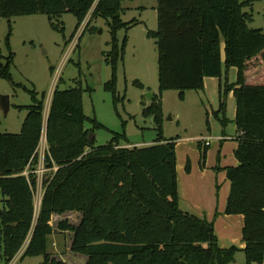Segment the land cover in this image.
I'll list each match as a JSON object with an SVG mask.
<instances>
[{
	"label": "trees",
	"instance_id": "trees-1",
	"mask_svg": "<svg viewBox=\"0 0 264 264\" xmlns=\"http://www.w3.org/2000/svg\"><path fill=\"white\" fill-rule=\"evenodd\" d=\"M123 0H0V18L46 14L53 29L63 31L58 20L71 12L78 32L90 13L86 30L98 17L109 27V50L104 52L111 78L105 89L116 90L119 63L124 58L127 37L119 42V29L132 26L121 19ZM157 28L153 37L158 54V89L144 115L153 117L156 138L151 144H131L124 132L100 146L89 134L105 127L83 109V88L55 86L45 116V94L30 89L31 102L20 132H0V252L6 264L27 242L20 256H42L40 264H67L48 249L53 233L52 214L75 211L78 224L68 218L58 222L61 232H73L69 250L86 258L85 264H228L239 248L218 245L213 222L179 207L175 148L178 136H163L162 93L199 90L205 77L220 78L222 63L236 70L226 91L235 97L238 141L234 156L238 165L226 168L230 181L225 213L244 217L242 241L246 264L264 260V27L252 29L250 13L243 10L251 0H156ZM0 52V76L11 80L13 51ZM64 46L69 43L65 40ZM221 42L225 59L222 60ZM79 43V41H78ZM77 49V48H76ZM250 70L255 79L250 78ZM140 87L143 85L134 81ZM220 85V84H219ZM124 97H122L123 99ZM220 112L225 109L220 99ZM225 121L223 117L222 123ZM92 122L93 127L86 123ZM48 145L47 167L42 178V200L35 211L37 187L33 167L42 135ZM123 142V143H122ZM201 158L206 147L199 144ZM26 172V173H25ZM19 258V259H20Z\"/></svg>",
	"mask_w": 264,
	"mask_h": 264
},
{
	"label": "rangeland",
	"instance_id": "rangeland-1",
	"mask_svg": "<svg viewBox=\"0 0 264 264\" xmlns=\"http://www.w3.org/2000/svg\"><path fill=\"white\" fill-rule=\"evenodd\" d=\"M122 2L124 11L121 19L127 23L134 19L136 23L116 33L119 42H122L124 36L127 37L124 58L116 70V90L120 95L116 101H113L112 93L104 86L112 74L104 56V52L110 48L108 42L111 39L104 18L98 17L92 21L90 26L94 27V31H84L78 39L80 42L77 49L68 55L58 74L57 70L66 51L64 42L67 40L69 43V36L77 23L73 13H63L58 20L64 25L62 32L51 27L46 14L10 16L9 22L7 18H0V52L3 55L8 53L5 37L9 23L12 29L8 41L13 51V62L9 69L11 80L0 76V94L10 96L8 112L0 108V132H20L27 111L19 106L31 102L30 89H35L39 96L45 94L46 109L47 96L58 78L55 86L60 89L82 87L85 114L106 126L94 130L96 145L106 143L114 132H124L127 141L134 145L153 143L157 134L153 117L144 115L143 109L151 101L147 94L159 92L157 45L153 37H147L148 31L157 28V1ZM243 10L252 16L248 22L250 28L264 27V0H251V4ZM89 17L90 13L83 19L78 35L88 23ZM223 49L224 42H221L222 60L225 59ZM222 70L220 78L207 77L208 81L203 88L187 90L183 98H180L177 89L163 91V136H178L179 142L175 148L177 194H185L188 207L204 212L202 217L206 215L205 219L213 222L219 246L235 245L239 248L228 264H246L245 254L240 250L242 222L233 223V230L230 231L226 214L218 210L219 205H225L228 195L226 168L235 161L233 136L236 130L235 97L232 91H226L224 87L225 81H235L236 70L233 67L226 68L224 63ZM252 72L250 78L255 79ZM134 81L143 86L140 87ZM220 99H223L225 105L223 112L219 111ZM223 117L225 121L222 123ZM86 126L93 127L92 122H87ZM207 135L221 136L223 141L212 140V144L206 146L203 159L198 144ZM191 196L195 197L200 207L192 202ZM203 201L212 202V213L208 216L201 209ZM34 203H37V198ZM67 218L71 223L78 224L81 215L72 211ZM61 220L64 218L52 221L54 235L48 239L50 253L56 258H62L67 264H85L87 257L69 250L73 232H61L57 227ZM42 260V256L25 257L16 260L15 264H40ZM0 264H6L1 252Z\"/></svg>",
	"mask_w": 264,
	"mask_h": 264
},
{
	"label": "built area",
	"instance_id": "built-area-1",
	"mask_svg": "<svg viewBox=\"0 0 264 264\" xmlns=\"http://www.w3.org/2000/svg\"><path fill=\"white\" fill-rule=\"evenodd\" d=\"M78 33H76L71 39V41L69 42V44L65 47L66 51L64 54V59L63 62L61 64V66L59 67V69L57 70V74L59 73V71L61 70L63 64L65 63V61L68 58V55L73 52L76 48H77V44H78ZM58 81V78L55 79V82L53 83L49 94L47 96V102H50L52 95H53V90L55 88L56 82ZM48 110H45V116L47 115ZM203 141V144L206 146L210 143V141L208 140V138H206L205 140H201ZM38 149H37V153H36V160H37V165L35 167H33L32 172L35 174V178L37 181V187H36V191L34 194V198H37V203L35 204V211H38V208L40 206L41 200H42V193H43V188H42V178L44 176L45 173H48L51 169H55L56 167H47L46 163H45V155L47 152V148L48 145H46V137H45V133L42 135L40 142L38 144ZM26 173V172H25ZM40 182V185H38ZM36 196V197H35ZM27 245V242L24 243V245H22V247L17 251V253L15 254V257L12 259V261L10 262V264H15L16 260H18L20 258V256L22 255V253L24 252L23 250L25 249ZM264 264V260L262 261Z\"/></svg>",
	"mask_w": 264,
	"mask_h": 264
},
{
	"label": "crops",
	"instance_id": "crops-1",
	"mask_svg": "<svg viewBox=\"0 0 264 264\" xmlns=\"http://www.w3.org/2000/svg\"><path fill=\"white\" fill-rule=\"evenodd\" d=\"M80 42V41H79ZM208 78L207 77H205V79H204V83L206 84L207 83V80ZM205 86V85H204ZM51 101V100H50ZM49 104H50V102H47V106H46V109L45 110H48V107H49ZM237 134H238V132H237V129L235 130V133H234V136H233V140H235V146L233 147V154H234V150L237 148V145H238V141L236 140V136H237ZM206 138H208V140L210 141V143L208 144V145H206V146H209V145H211L212 144V140H218V141H223V137H221V136H211V135H207L206 137H204V139H200V140H205ZM177 142H179L178 141V139H177ZM178 144V143H177ZM199 144H200V147H201V145L203 144H201V141L199 142ZM199 144H198V149H199ZM47 145V144H46ZM204 144H203V148L204 147H206ZM200 150V149H199ZM235 157V156H234ZM236 165H238V161H237V158L235 157V161H233L231 164H230V166H236ZM229 167V166H228ZM228 178V177H227ZM228 181H229V179H228ZM229 188H230V181H229ZM228 192H229V189H228ZM180 194V200H179V206H180V208H181V210H183V211H185V212H188V213H193V214H195V215H197V216H199V217H201V218H205L206 217V215L204 216V217H202L203 216V213L204 212H201V211H198V210H193L192 208H190V207H188V205H187V201H186V198H185V194H182V193H179ZM228 195H229V193H228ZM228 195H227V198H228ZM191 199H192V202H194L196 205H197V207H200V204L196 201V199H195V197H192L191 196ZM211 203L212 202H210V201H207V203H205V201H203L202 202V206H201V209L203 210V211H205V213L207 214V216L209 215V214H211L212 213V205H211ZM226 203H227V199H226V202H225V205H219V207H218V210L220 211V213L222 214H226V217L225 218H228V222H230V226L228 227L229 228V230L231 231V230H233V228H232V224L234 223H236V222H239V223H241L242 222V224H243V222H244V217H243V215H240V214H227V213H225V206H226ZM205 207V210H204V207ZM200 209V208H199ZM72 211H67V213H63V214H52L53 216H52V219H51V225H52V221H54V220H58V219H66L67 217H68V215H69V213H71ZM199 213V214H198ZM79 214V213H78ZM80 215V214H79ZM242 227H243V225H242ZM53 233V232H52ZM52 235H54V233L52 234ZM71 243V242H70ZM70 245V244H69ZM242 246L240 247V250H242L243 248H244V242L242 241V244H241ZM54 246H55V244H54ZM222 247V246H221ZM227 247V246H226ZM226 247H223V248H226ZM54 249H55V247H54ZM71 251V250H70ZM62 255H60V257H61ZM62 259V258H61Z\"/></svg>",
	"mask_w": 264,
	"mask_h": 264
},
{
	"label": "water",
	"instance_id": "water-1",
	"mask_svg": "<svg viewBox=\"0 0 264 264\" xmlns=\"http://www.w3.org/2000/svg\"><path fill=\"white\" fill-rule=\"evenodd\" d=\"M148 98L150 100H152V97L154 96V94H150L148 93L147 94ZM9 100H10V96L9 95H3V94H0V108L2 111H4L5 113L8 112V109H9ZM94 139V135L93 133H90L89 134V141H93ZM2 212V209L0 208V213Z\"/></svg>",
	"mask_w": 264,
	"mask_h": 264
}]
</instances>
